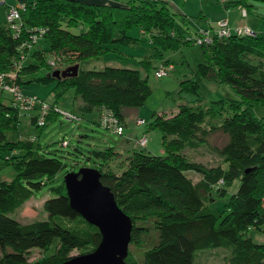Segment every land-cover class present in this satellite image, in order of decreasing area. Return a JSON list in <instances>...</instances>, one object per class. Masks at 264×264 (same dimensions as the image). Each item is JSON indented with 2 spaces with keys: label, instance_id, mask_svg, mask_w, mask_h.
<instances>
[{
  "label": "trees",
  "instance_id": "obj_1",
  "mask_svg": "<svg viewBox=\"0 0 264 264\" xmlns=\"http://www.w3.org/2000/svg\"><path fill=\"white\" fill-rule=\"evenodd\" d=\"M257 4H264V0L223 2L226 9L239 7L241 14L243 8L247 16L253 13L264 19V15L255 13ZM25 5L19 36H14L6 24H0V72H13L20 61L14 83L26 96L45 102L23 91V85L29 83H53L56 99L72 88L79 112L96 109L99 120L103 111H110L125 130L122 110L144 104L151 94L147 78L141 76L139 68L87 69L82 67L83 62L116 50L112 48L114 44L136 42L128 35L133 27L147 35L151 45L150 55L139 61L144 71L157 68L160 63L156 67L154 64L163 60L173 67L166 53L194 41L178 32L177 20L184 25L188 20L162 0H122L121 4L37 0ZM212 25L208 23L205 28ZM74 27L85 29L76 34L71 31ZM40 28L45 31L39 40L48 42V51L31 52L36 41L24 47L25 58L21 60L19 47L30 41L34 29ZM197 45L203 60L193 77L179 82L178 91L194 96L191 103L179 104L170 117L154 113L149 123L144 118H137L143 119V124L135 121L138 129L146 125L147 131L156 128L161 132L162 155L145 151L147 144L139 146L137 138H127L124 156L112 146L84 156L93 162L101 182L110 188L118 206L132 220L126 264H193L195 252L210 247L228 249L227 264H264V242L246 235L250 229L264 233V117L254 112L255 105L264 104V32L213 37L211 44ZM46 52L53 58L46 60ZM54 58L55 66L59 59L77 64V74L53 77L50 61ZM165 76L168 74L155 77ZM202 80L228 85L237 98L203 100L199 92ZM8 98L5 101L0 96V163L12 166L15 176L9 180L0 178V264H61L72 257L74 249L90 247L93 251L101 240L99 229L71 208L64 177L50 187L52 196L43 202L46 219L23 223L11 216L34 192L53 182L64 164L55 154L40 153L31 139L13 141L6 136L7 131L18 129L22 115L42 129L58 113L51 111L45 125L38 126L37 106L32 112L20 111ZM142 133L145 131L139 135ZM217 134L226 138L221 146L210 143ZM194 145L208 146L225 167H206L182 153ZM190 171L201 179L193 181L187 175ZM219 179L223 186L240 181L222 208L211 204L217 192L212 185ZM53 244V253L29 261L31 250L46 252ZM140 244L144 249L140 258H135L132 250L140 248Z\"/></svg>",
  "mask_w": 264,
  "mask_h": 264
},
{
  "label": "rangeland",
  "instance_id": "obj_2",
  "mask_svg": "<svg viewBox=\"0 0 264 264\" xmlns=\"http://www.w3.org/2000/svg\"><path fill=\"white\" fill-rule=\"evenodd\" d=\"M229 1V0H225ZM255 13L264 15V4H257L255 7ZM226 9L221 4H216L214 0H211L206 5V11L204 17H195L188 20L184 25L180 20H177L178 32L182 34L185 39L192 38L194 32L201 27H206L208 23H213L217 18L226 17L231 24L246 25L254 32H264V19L258 17L256 14H249L247 17H241L239 7ZM224 14V15H223ZM226 15V16H225ZM84 27H74L71 29L73 33H80ZM128 35L136 38L137 41L131 44H114L111 50L105 55L100 56L97 59L86 60L83 68L102 69L106 66L126 67V68H139L142 77H146L151 89L150 96L146 99L144 104L140 107H125L131 111L138 112V114H132L129 116L127 123L129 124L126 130L135 129V121L137 118H144L146 123L152 120V115L158 113L164 117H170L178 105L181 103H191L195 98L192 95L180 93L179 94V82L185 78L193 77L197 65L202 62V50L201 47L194 43L193 40L187 44L181 46L178 50L166 53V59L173 65L169 70L168 76L157 78L154 75V71L158 70V67L165 66L163 61L156 62L154 67L149 71H144L139 65V61L145 56L150 55L151 45L148 41V36L138 27H133L129 30ZM49 45L45 40H37L35 45L31 48V52L35 50L48 51ZM30 57V56H29ZM46 60L53 58L52 54L46 52ZM98 61V62H97ZM97 62V63H96ZM169 63V64H170ZM103 64V65H102ZM73 66L70 61H61L56 66L50 67V71L55 69L64 70L67 67ZM45 68L40 72H44ZM53 83L37 84L29 83L23 85L22 89L25 93L35 95L39 99L49 103L50 106L55 105L57 109L66 110L77 115L79 121L77 123L72 122L69 124L62 115L57 114L47 122L44 128H37L31 124L27 115L20 116V125L17 130L7 131L6 136L9 140L18 139H31L34 142V147L39 148V152L48 156L55 154L60 157L64 167L60 170L57 178L46 185L41 190L33 193L32 197L21 207H19L11 216L23 223L32 222L34 220L46 219V213L43 210V202L52 196L49 189L51 186H56L63 177L69 172H77L83 165L85 167H92L94 164L91 161H86L84 156H87L90 151L103 149L108 146L114 147L117 151L122 152V156L126 154V143L123 136L112 133L103 129L98 123V111L94 109L89 113H81L76 108V101L74 99L75 93L72 88L66 89L63 94L57 99L52 91ZM200 95L203 100H218L225 98H237L235 92L226 84H219L214 81L202 80L200 81L199 88ZM0 96L3 100L8 101L9 96L5 92H0ZM254 112L257 117H264V104H257L254 106ZM36 112H33L35 114ZM69 124V125H68ZM147 135L148 147L145 151L154 154L162 155L164 153L161 145V132L154 128L147 131L146 125L140 126ZM140 136V135H137ZM138 138V137H136ZM65 140L69 142L68 146H62L61 142ZM226 138L221 135H213L210 138V143L221 146L225 142ZM132 147V145H129ZM128 147V148H129ZM182 153L191 160L202 163L206 167H216L221 165L223 167V161L206 145H194L185 148ZM187 175L193 180L198 181L201 176L195 172H187ZM15 176V171L12 166L0 163V178L12 179ZM219 179L213 182L212 187L216 193L213 194L214 200L211 202L212 206L222 208L230 195L237 191L240 181L236 179L231 186H223ZM251 236L256 242H264V233L257 229H250L247 234ZM140 248H133V255L135 258H140V255L144 248L140 244ZM56 246L53 244L46 252L33 249L29 252V261H36L45 254H51L54 252ZM90 247L83 249H74L71 251V256H77L80 254H86L91 252ZM230 259V251L223 247H210L201 250H197L194 255L193 264H227Z\"/></svg>",
  "mask_w": 264,
  "mask_h": 264
},
{
  "label": "water",
  "instance_id": "obj_3",
  "mask_svg": "<svg viewBox=\"0 0 264 264\" xmlns=\"http://www.w3.org/2000/svg\"><path fill=\"white\" fill-rule=\"evenodd\" d=\"M77 72L75 64L54 70L52 76L59 79L75 76ZM64 184L71 208L99 229L101 240L93 251L72 256L61 264H126L132 220L118 206L110 188L101 182L100 172L81 167L77 172L67 173Z\"/></svg>",
  "mask_w": 264,
  "mask_h": 264
},
{
  "label": "built area",
  "instance_id": "obj_4",
  "mask_svg": "<svg viewBox=\"0 0 264 264\" xmlns=\"http://www.w3.org/2000/svg\"><path fill=\"white\" fill-rule=\"evenodd\" d=\"M2 2V0H0ZM26 5L25 4H16L11 6L6 15H5V22L6 25L10 28L14 36H19L21 33L22 28V13L25 11ZM241 16L247 17V13L245 9H241ZM213 25L208 28H201L199 29L195 35L193 36L194 41L200 45H209L213 41V37L217 39L229 38L233 35H253V31L250 27L246 25H232L230 21L224 17L218 19ZM34 33L30 36V41L22 44L19 47L21 51L20 59L23 60L25 58L24 55V47L30 46L31 43H35L39 40L44 33V29H34ZM57 59L50 61L51 66H55ZM160 65V64H159ZM165 65V64H164ZM15 70L11 73L5 74L0 72V92H5L9 94L11 102L15 107H17L20 111H29L32 112L34 108L37 106L39 110V116L37 117V125L43 126L47 122L46 117L51 111L56 112L63 116L65 120L70 123L78 122L79 118L77 115L73 114L72 112L66 110H59L56 107L50 106L49 104L36 99L35 97L26 96L19 86L15 85L14 80L16 77L17 71L21 68L20 61L15 64ZM172 69L171 65H165L158 67V70L155 72V76L160 77L167 75L168 71ZM100 126L106 130L113 131L114 133L121 134L124 130L122 123L113 115L110 111H103L99 115L98 120ZM137 124H143V119H138L136 121ZM137 143L141 147H145L147 144V135L146 133H142L139 138H137ZM63 146L68 145V141L63 140L61 142ZM220 183L222 181L220 180Z\"/></svg>",
  "mask_w": 264,
  "mask_h": 264
},
{
  "label": "crops",
  "instance_id": "obj_5",
  "mask_svg": "<svg viewBox=\"0 0 264 264\" xmlns=\"http://www.w3.org/2000/svg\"><path fill=\"white\" fill-rule=\"evenodd\" d=\"M35 1H37V0H2V2H0V24L1 25L6 24L5 15L11 6L16 5V4L33 3ZM78 1L88 2V3H98V4H121L122 3V0H78ZM162 1H166L168 6L170 7V9L173 12L185 17L187 20H191L195 17H197V18L204 17L205 15L203 12L206 11V5L209 2H211V0H162ZM219 1L220 2H215V1L214 2L216 4H221L222 6H223V2H226L225 0H219ZM227 11H228V9H226L225 14L227 13ZM222 17L223 16H221V18ZM219 18H217V19H219ZM233 24L235 25L236 23H233ZM90 60H92V59H90ZM87 69H89V68H87ZM122 112H123V115L126 117L125 121H124V125H125V127L128 128L129 124L127 123V120L129 118V116L131 115V113L135 115V114H138V112L131 111L128 109H123ZM141 131H143V129H138V127L135 126V129L134 128L128 129V132H127V130L124 129V132L121 135L125 138V143L129 144L127 142L128 141L127 138L135 140V138L138 137L137 135H139ZM147 147H148V142H147Z\"/></svg>",
  "mask_w": 264,
  "mask_h": 264
}]
</instances>
